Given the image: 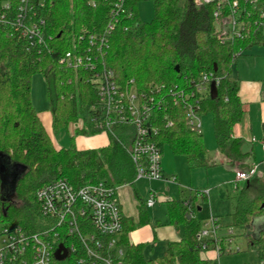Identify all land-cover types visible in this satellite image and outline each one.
Wrapping results in <instances>:
<instances>
[{"label": "trees", "instance_id": "obj_1", "mask_svg": "<svg viewBox=\"0 0 264 264\" xmlns=\"http://www.w3.org/2000/svg\"><path fill=\"white\" fill-rule=\"evenodd\" d=\"M118 1L43 0L45 7L36 11L38 17L45 18L46 36L51 37L45 49L30 48L14 25L20 0H0V157L26 168L15 188L16 201L1 203L0 221L8 222L3 229L22 227L36 232V195L53 180H67L76 188L105 183L118 189L135 184L137 170L128 152L134 135L131 128L112 129L113 133H106L108 145L97 149L79 150L75 145L71 149L59 148L32 103L33 77L44 74L48 77L54 133L80 120L82 126L75 129L77 136L102 133L89 121L91 107L97 102L96 89L90 81L92 74L60 63V58L72 50L75 39L83 33L106 34L107 68L122 86L133 81L139 93L157 95L160 88L164 93L177 86L187 88V80L197 82L204 74L212 73L217 80L218 96L215 100L210 93L203 96L197 112L201 118L212 114L218 152L226 157L229 166L233 169L237 165V170L251 168L246 162L252 154L244 151L245 141L234 137L244 109L239 81L231 78V72L239 56L254 47H264V0L251 6L241 3L238 21L244 23L243 36L225 44L220 41L219 30L224 15L216 18V4L197 6L194 0H155L152 21L143 23L137 10L141 0H124L125 15L113 19L111 12ZM113 21L117 23L106 33ZM155 116L157 141L162 148L168 146L173 155L184 158L191 170L210 166L203 136L190 130L188 109L182 102L171 96ZM170 121L172 126L168 125ZM1 184L0 179V191ZM188 203L169 202L170 221L182 226L183 236L179 241L168 242L164 255L154 259L145 256V245L130 241V234L149 222L145 204L140 207L138 224L125 219L120 234L125 264H218L217 260L203 256L215 251V247L201 250L198 233L203 224L188 218ZM263 216L264 179L256 175L238 191L231 219L234 225L249 228L254 219ZM246 238L262 264L264 230L258 234L247 230ZM54 263L80 264L72 255L64 262Z\"/></svg>", "mask_w": 264, "mask_h": 264}, {"label": "built area", "instance_id": "obj_2", "mask_svg": "<svg viewBox=\"0 0 264 264\" xmlns=\"http://www.w3.org/2000/svg\"><path fill=\"white\" fill-rule=\"evenodd\" d=\"M258 1L194 0V3L197 6L217 5L216 18L224 15L219 22V30L220 41L225 44L243 36L244 23L238 21L243 5L241 3L251 6ZM38 3L36 5V0H20L13 23L27 39L30 48L43 46L46 49L51 37L46 36L45 18L38 17L36 11L45 7L43 0ZM123 5L124 0H119L114 5L111 12L113 19H118L121 14L125 15ZM116 23L117 21L110 23L106 33ZM75 40L72 50L60 58V63L92 74L90 81L94 83L97 102L91 107L89 121L102 133H113L112 129L117 127L131 128L134 135L128 152L137 170L136 180H163V148L157 141L156 112L166 107L172 96L188 109L190 130L202 134V118L197 112L199 101L210 93L211 83L215 81L217 84V80L212 73L204 74L197 82L187 80V88L177 86L166 93L160 88L157 95L139 93L133 81L122 86L114 72L107 68L106 34L100 36L83 33ZM168 125L172 126L171 121ZM261 148L264 157V142L261 143ZM257 173V165H252L248 170H236L232 181L234 190L239 191ZM199 194L209 196L210 191H200ZM36 202L38 230L31 232L22 227L4 228L0 264H55V254L61 245L67 249V259L72 255L80 264H125V251L120 243L125 217L117 198V189L108 187L105 183L76 188L67 180L56 179L38 190ZM145 203L148 207H154L157 203L156 194L150 191ZM219 228V220L211 216L198 233L201 250L206 252L214 246L218 255L221 252H240L238 246L234 247L233 230L229 229L226 235L220 236Z\"/></svg>", "mask_w": 264, "mask_h": 264}, {"label": "rangeland", "instance_id": "obj_3", "mask_svg": "<svg viewBox=\"0 0 264 264\" xmlns=\"http://www.w3.org/2000/svg\"><path fill=\"white\" fill-rule=\"evenodd\" d=\"M154 1L155 0H141L138 4V15L143 23L151 22L154 17ZM231 78L240 82V94L245 103L251 106H258L261 98V85L264 81V47H254L244 55L239 56L236 62L233 64ZM32 103L35 109L41 113V115H51V102L49 99V83L48 77L44 74H36L32 80L31 89ZM53 139L59 148L71 149L73 145L81 150L80 146H87L94 144L96 146L103 147L108 145V138L106 133L96 135L101 137L100 140H95L94 143L90 141L94 136H77L75 129L80 127L82 121L80 120L77 124L70 126L68 129L63 128L56 133L52 130L50 121H47ZM202 136L205 147L209 152L210 166L208 168H198L192 171L191 184L194 190H202L210 188L211 196L209 200L198 199L193 205L198 220L204 225L205 220L210 218L213 214L215 217L220 218V228L218 234L224 236L228 230L231 229L234 232V247L238 246L240 252H233L231 254H225L221 252L218 259V264H259V259L256 252L248 247L246 238L247 230L249 228L244 226H236L233 224L231 219L232 214V200L234 199V190L231 185H228V181L233 178L232 173L219 161L216 162L218 157L217 141L213 126L212 114H207L202 118ZM259 123L256 122L252 126V133L256 136H260ZM261 144V143H260ZM93 145V146H95ZM257 156L261 155V145L256 147ZM263 153V152H262ZM263 155V154H262ZM261 158V157H260ZM171 160V149L166 146L164 149L163 164L167 165L171 169V176H175L177 169L175 164L170 162ZM216 162V163H215ZM169 169V168H168ZM169 174V173H168ZM171 184H174V177L168 178ZM171 184H169L170 191L167 192L166 187L160 186L157 188V192L164 194L166 197L171 196ZM155 192V190H153ZM234 192V193H233ZM183 190L182 194L178 196L193 197L194 200L195 192L190 193ZM11 192L8 193L10 195ZM237 194V193H236ZM119 196V191H118ZM2 195L0 191V218L2 214ZM18 200V199H17ZM13 202L16 199H12ZM17 205L21 206V202H17ZM201 208L202 211L197 210ZM191 212V211H189ZM148 216L150 219L151 227L157 234V240L148 244L145 249V256L148 259H154L164 255L166 249V238L171 236V227L168 218V205L163 202H157L156 207L148 210ZM39 218V217H38ZM255 219L252 221L254 223ZM160 222V226L158 225ZM251 223V224H252ZM8 222L0 221V247L3 243V226L7 225ZM250 224V225H251ZM254 234V233H253Z\"/></svg>", "mask_w": 264, "mask_h": 264}, {"label": "crops", "instance_id": "obj_4", "mask_svg": "<svg viewBox=\"0 0 264 264\" xmlns=\"http://www.w3.org/2000/svg\"><path fill=\"white\" fill-rule=\"evenodd\" d=\"M239 85H240V82H239ZM240 90H241V87H240ZM262 90H263V84L261 85V91ZM240 97H241V94H240ZM241 100L243 102L244 116H243V119L241 120V122L234 129V137L242 138L245 141V145L243 148L244 151L252 154L251 158H249L246 163L249 167L252 165H257L258 166L257 176L259 178L264 179V157L262 155L263 153H262V151H260L261 155H259V157H258L257 151H256V147L257 146L259 147V145H261L260 143L264 142V129H263L264 103L262 102V93H261V98H260V104L256 107L251 106L248 103H245L244 100L242 99V97H241ZM41 119H42L47 131L49 133H51L50 129H49L50 126L47 125L48 124L47 121H50V123H51L52 122V116L51 115L50 116L41 115ZM256 122L259 123V127L261 129L260 130V136H256L254 134H251L252 133V126ZM94 137L95 138L89 137V138H92L90 140V141H92V143H94L95 140L101 139V137H96V136H94ZM253 139H255V141H253ZM93 145H95V143L92 145L89 144L87 146H80L79 148L81 150H87V149H97L99 147V146H96V145L93 146ZM164 149H165V147L163 148L162 160H161V168H162V172H163V176H164L163 180H161V181H149L146 179H140V180H135L134 185H125V186L119 187L117 189V198L121 204L123 214H124V217L126 220H130V221H133L135 224H138V222L140 221V207L143 204H145L144 207H145V211L147 212V215H148L149 209L156 207L157 203L155 204L154 207H148L145 203L148 194L150 193V191L154 192L153 190H155L154 193L156 194L157 202H163V203H166L167 205L169 204L170 201H176V200H186L187 203L189 202L187 204L189 211H191L190 214L188 215L189 219H191V218L198 219V215H196V213H195L196 211H195V209H193V205L196 202L195 200H198V199L209 200L208 198H209V196H211V193H212L210 188H205L202 190H194L192 187V184H191V180H190L193 170L189 169L184 158H182L180 156H175L172 154V152H171L170 162L175 164L178 174H176L175 176H171L170 167L163 164ZM218 154H220V153L218 152ZM216 159H218V160H216V162L219 161L220 163H222L228 169V171H230L232 173L233 178H231L230 181H228V185H231L233 187L232 181H233L234 176H235L234 175L235 170L239 169V167L236 165L232 169L229 166V164L227 163L226 157H224L221 154L218 155V157ZM171 177L175 178V181H172L174 184H171V181L168 179ZM169 184H171V196L170 197L169 196L166 197L164 194L157 192V188H159L160 186L166 187L167 192H169L170 191V189L168 188ZM183 190L190 192V193L195 192L194 200L192 199L193 197H188V195L179 197L178 194L181 195ZM205 190L210 191L209 196H200V194H199L200 191H205ZM233 190H234V188H233ZM118 191H119V196H118ZM234 192H235V190H234ZM236 193H238V191H236L234 193V196H233L234 199L232 200V212H233V209L235 206V198L237 195ZM191 201H192V204H190ZM197 211L200 212V211H202V209L199 208ZM211 216L215 217L213 214ZM168 218H169V211H168ZM215 218H217L219 220V223H220V218L219 217H215ZM148 219H149V216H148ZM209 219L210 218L205 220L203 227H205V225L209 222ZM158 225L159 226L161 225L160 222H158ZM168 225L171 227V236H170V238H166V247H167L168 242L179 241L183 236L182 226H176V225L172 224L170 221V218H169V224ZM248 230L250 233H254V234H258L260 231L264 230V216L256 218L254 223H252L250 225ZM155 240H157V234L154 231V228L151 227L150 219H149V222L147 224H144L142 226H138L130 234V241H131V243H133L135 245L143 244V245L147 246L148 244H151ZM203 256L205 257V259L217 260V261L220 257V255H218L215 251H210L209 253H206Z\"/></svg>", "mask_w": 264, "mask_h": 264}, {"label": "water", "instance_id": "obj_5", "mask_svg": "<svg viewBox=\"0 0 264 264\" xmlns=\"http://www.w3.org/2000/svg\"><path fill=\"white\" fill-rule=\"evenodd\" d=\"M178 69L179 67H177V70ZM210 95L213 100H215L218 96V87L215 81L211 83ZM25 171L26 168L24 166L19 164H12L9 162V160H5L3 157H0V179L2 183L1 195L3 198V203H7L13 199L17 182L25 174ZM9 192H11L10 195H8ZM67 256V249L63 245H61L56 251L55 259L59 262H62L67 259Z\"/></svg>", "mask_w": 264, "mask_h": 264}]
</instances>
